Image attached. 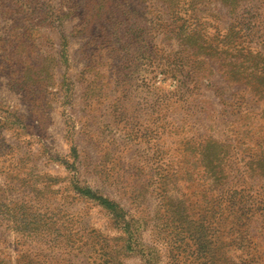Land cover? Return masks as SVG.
Masks as SVG:
<instances>
[{"label":"rangeland","instance_id":"rangeland-1","mask_svg":"<svg viewBox=\"0 0 264 264\" xmlns=\"http://www.w3.org/2000/svg\"><path fill=\"white\" fill-rule=\"evenodd\" d=\"M0 264H264V0H0Z\"/></svg>","mask_w":264,"mask_h":264},{"label":"trees","instance_id":"trees-1","mask_svg":"<svg viewBox=\"0 0 264 264\" xmlns=\"http://www.w3.org/2000/svg\"><path fill=\"white\" fill-rule=\"evenodd\" d=\"M246 69H247V68L244 67V68H243L244 71H242V72L246 73ZM251 71H252V74L255 75V73H256L257 70L254 69V68H251V69H248V70H247V72H251ZM256 87H257V86H256ZM103 202H104V201H103ZM107 202H108V201H107Z\"/></svg>","mask_w":264,"mask_h":264}]
</instances>
